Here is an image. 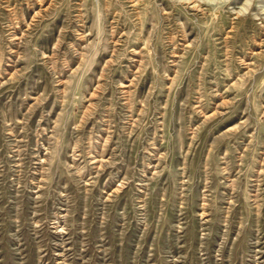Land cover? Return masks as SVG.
<instances>
[{
	"label": "rangeland",
	"instance_id": "obj_1",
	"mask_svg": "<svg viewBox=\"0 0 264 264\" xmlns=\"http://www.w3.org/2000/svg\"><path fill=\"white\" fill-rule=\"evenodd\" d=\"M0 264H264V0H0Z\"/></svg>",
	"mask_w": 264,
	"mask_h": 264
}]
</instances>
